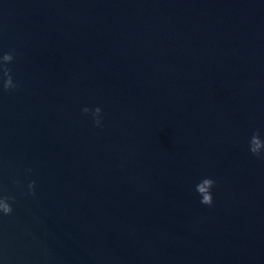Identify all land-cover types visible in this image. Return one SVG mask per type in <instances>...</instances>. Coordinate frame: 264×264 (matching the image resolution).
<instances>
[{"label":"water","instance_id":"95a60500","mask_svg":"<svg viewBox=\"0 0 264 264\" xmlns=\"http://www.w3.org/2000/svg\"><path fill=\"white\" fill-rule=\"evenodd\" d=\"M5 52L0 264H264V0H0Z\"/></svg>","mask_w":264,"mask_h":264},{"label":"clouds","instance_id":"9594fccd","mask_svg":"<svg viewBox=\"0 0 264 264\" xmlns=\"http://www.w3.org/2000/svg\"><path fill=\"white\" fill-rule=\"evenodd\" d=\"M14 59V56L11 52H5L2 55H0V67H3L5 64L10 63ZM5 75H7V79L3 81V89L4 90H10L16 87V84L14 83L12 77L8 75L7 71H5ZM83 113L89 114L91 113L92 119L96 126L102 125V109L97 106L95 109H90L88 106L83 107L82 109ZM250 151L253 154H256L258 156L264 155V141L260 140L257 141L256 137L253 136L250 140ZM28 172H31V169L27 170ZM34 181L29 184V189L32 190L34 187ZM209 185V191L205 193L203 197L200 198V203L203 205L211 206L213 204V192L212 188L214 186L215 181L211 178H208L207 181ZM12 212V206L8 202V198H0V213L2 214H10Z\"/></svg>","mask_w":264,"mask_h":264}]
</instances>
